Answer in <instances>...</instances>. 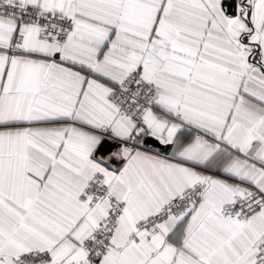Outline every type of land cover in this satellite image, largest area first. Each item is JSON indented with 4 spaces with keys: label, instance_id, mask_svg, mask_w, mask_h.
<instances>
[{
    "label": "snow or ice",
    "instance_id": "snow-or-ice-1",
    "mask_svg": "<svg viewBox=\"0 0 264 264\" xmlns=\"http://www.w3.org/2000/svg\"><path fill=\"white\" fill-rule=\"evenodd\" d=\"M0 264H264V0H0Z\"/></svg>",
    "mask_w": 264,
    "mask_h": 264
}]
</instances>
